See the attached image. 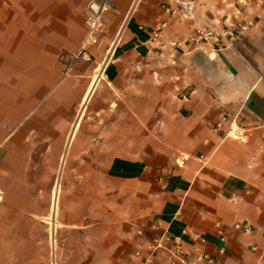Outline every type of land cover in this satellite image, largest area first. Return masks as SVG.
Listing matches in <instances>:
<instances>
[{"label":"crops","instance_id":"1","mask_svg":"<svg viewBox=\"0 0 264 264\" xmlns=\"http://www.w3.org/2000/svg\"><path fill=\"white\" fill-rule=\"evenodd\" d=\"M88 1L0 0V227L40 208L64 155L77 260L144 264L168 231L214 264H264V0H197L202 25L253 20L221 52L189 45L190 22L160 0H110L98 44L75 59Z\"/></svg>","mask_w":264,"mask_h":264},{"label":"built area","instance_id":"2","mask_svg":"<svg viewBox=\"0 0 264 264\" xmlns=\"http://www.w3.org/2000/svg\"><path fill=\"white\" fill-rule=\"evenodd\" d=\"M163 10L168 16L175 21L190 22L191 34L187 39V43L198 49L208 48L212 52H221L234 48L236 41L253 26V20L247 15L240 16L238 23L224 27L216 28L209 25H202L196 15L197 0H160ZM139 0H134L132 8L136 6ZM111 8L110 0H89L85 5V25L86 39L75 56V59L88 60L86 48L98 44L102 34L104 22L103 13ZM167 26L166 23L159 24L152 33V40H156L158 33ZM119 40V36L113 42L115 46ZM172 46H179L174 43ZM221 123L215 126V130L221 127ZM233 138L240 139V134L235 131L230 132ZM234 229H240V226H234ZM244 232H248L249 228H242ZM140 237L143 236L141 231H136ZM194 240L204 242L205 240L197 235H193ZM223 241V239H221ZM148 255L144 264H149L151 257L163 251L167 254L166 264H214L211 257L197 248L192 250L184 248V241L179 236H174L168 231H164L158 238L148 242L145 247ZM218 252L223 254V248H219Z\"/></svg>","mask_w":264,"mask_h":264},{"label":"rangeland","instance_id":"3","mask_svg":"<svg viewBox=\"0 0 264 264\" xmlns=\"http://www.w3.org/2000/svg\"><path fill=\"white\" fill-rule=\"evenodd\" d=\"M46 172V195L38 194L40 206L36 211L26 214L25 221H19L18 226L0 227V264H53L49 236L50 225L47 218L50 214V203L55 183L56 173ZM60 200L56 215L58 225L55 229V261L56 264H87L90 253L83 260L76 259V242L74 234L67 232L60 218ZM20 215V212H19ZM22 216V215H20ZM14 218V215H13ZM14 220V219H12ZM80 257V253L78 255Z\"/></svg>","mask_w":264,"mask_h":264},{"label":"bare ground","instance_id":"4","mask_svg":"<svg viewBox=\"0 0 264 264\" xmlns=\"http://www.w3.org/2000/svg\"><path fill=\"white\" fill-rule=\"evenodd\" d=\"M113 48H114V45L112 44L110 49L108 50V54L112 53ZM96 82H97V76H94L90 84L89 90H88V95L91 92L94 85L96 84ZM88 95L84 99V102L87 100ZM65 165H66V158L64 155H62V157L59 160L57 176H56L53 191H52L51 203H50V214H49V217L46 219L50 225L49 236H50L51 257L53 259V264H56V261H55V229H56V226L58 225V222L56 221V215H57L58 205H59L60 175Z\"/></svg>","mask_w":264,"mask_h":264}]
</instances>
